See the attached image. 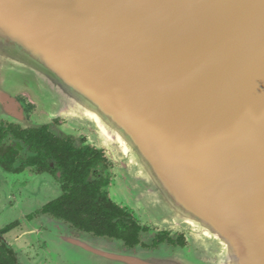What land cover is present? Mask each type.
<instances>
[{"label": "water", "instance_id": "95a60500", "mask_svg": "<svg viewBox=\"0 0 264 264\" xmlns=\"http://www.w3.org/2000/svg\"><path fill=\"white\" fill-rule=\"evenodd\" d=\"M0 117L84 126L124 206L185 232L83 264H264V0H0Z\"/></svg>", "mask_w": 264, "mask_h": 264}, {"label": "flooded vegetation", "instance_id": "af4514ba", "mask_svg": "<svg viewBox=\"0 0 264 264\" xmlns=\"http://www.w3.org/2000/svg\"><path fill=\"white\" fill-rule=\"evenodd\" d=\"M63 123L55 118L24 127L0 117V175L24 176L12 178L18 187L34 180L37 190L55 192L28 209L7 194L5 208L10 209L6 219L0 217V264H83L81 260L91 255L84 244L119 250H187L185 232L138 220L134 211L112 198L115 163L85 135L65 130ZM108 214L113 225L104 226ZM118 223L138 226L133 246L115 236ZM100 225L112 226L113 234L96 233L94 228Z\"/></svg>", "mask_w": 264, "mask_h": 264}, {"label": "rangeland", "instance_id": "374dc122", "mask_svg": "<svg viewBox=\"0 0 264 264\" xmlns=\"http://www.w3.org/2000/svg\"><path fill=\"white\" fill-rule=\"evenodd\" d=\"M28 112H29V115L32 114L31 109H29ZM56 119H62L64 121L62 126H63V128H65V130L70 131V132L71 131H77V134L85 135L88 138L89 142L96 144L97 146L100 147V145L92 139L91 134L88 132V130L84 126L69 123L67 120H65L63 118H56ZM103 150L105 151L106 155L112 160L111 156L108 155L107 151L105 149H103ZM113 162L115 163L114 160H113ZM115 166H116L115 167V178H114L113 183H112L111 196L117 203L124 205L125 201L122 198V196L120 195L121 193L116 192V188L118 185V181L116 178L117 177V174H116L117 164L116 163H115ZM21 177H24V176H14V177L13 176H9V177L4 176V178H3L0 175V205L3 206V208H4V209H0V211H2L0 213L1 219H6L7 211L10 209V208H5L6 203H7V194H12V195L16 196L17 199H20L22 202L21 207L28 209L29 207L36 205L35 203H37V202H39V204L45 202L47 199L51 198L52 195L55 193L53 190H51V191L41 190V189L37 190V188H36L37 181H34V180H30L26 185L18 187L13 183L12 178H14L15 180H21ZM128 208L131 209L130 207H128ZM132 211H134V210H132ZM134 214L136 215L135 211H134ZM136 217L138 220H143L142 217H140L138 215H136ZM187 247H188V245H187Z\"/></svg>", "mask_w": 264, "mask_h": 264}, {"label": "trees", "instance_id": "16d2710c", "mask_svg": "<svg viewBox=\"0 0 264 264\" xmlns=\"http://www.w3.org/2000/svg\"><path fill=\"white\" fill-rule=\"evenodd\" d=\"M112 217L109 214L107 215V218L102 220V223L104 226H107V224H112L110 218ZM101 223V224H102ZM96 233L102 234V233H112V226L111 227H103V226H97L94 228ZM115 236L123 239V241L126 243V245L133 246L138 239V226L134 223L131 226H123L121 223H118L117 226L114 228Z\"/></svg>", "mask_w": 264, "mask_h": 264}]
</instances>
